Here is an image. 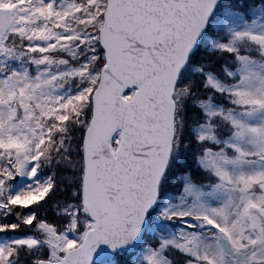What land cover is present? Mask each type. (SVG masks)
Wrapping results in <instances>:
<instances>
[{
  "label": "snow or ice",
  "instance_id": "1",
  "mask_svg": "<svg viewBox=\"0 0 264 264\" xmlns=\"http://www.w3.org/2000/svg\"><path fill=\"white\" fill-rule=\"evenodd\" d=\"M0 264H264V0H0Z\"/></svg>",
  "mask_w": 264,
  "mask_h": 264
}]
</instances>
